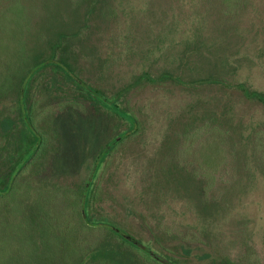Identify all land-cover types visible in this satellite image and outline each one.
<instances>
[{
	"label": "rangeland",
	"instance_id": "obj_1",
	"mask_svg": "<svg viewBox=\"0 0 264 264\" xmlns=\"http://www.w3.org/2000/svg\"><path fill=\"white\" fill-rule=\"evenodd\" d=\"M55 29L92 98L53 64L21 104ZM237 83L264 92V0H0V264H264V104Z\"/></svg>",
	"mask_w": 264,
	"mask_h": 264
},
{
	"label": "trees",
	"instance_id": "obj_2",
	"mask_svg": "<svg viewBox=\"0 0 264 264\" xmlns=\"http://www.w3.org/2000/svg\"><path fill=\"white\" fill-rule=\"evenodd\" d=\"M54 35H53V38L49 40V45L47 46L48 50L46 51V53H37L36 56L30 60V64L29 66L27 67V69H25V73L23 74V76L21 77V82L26 80V78L29 76L28 80L25 81V84L21 86L20 88V92H19V95H20V99H21V104H23V98H24V94H25V91H26V86L28 84V82L31 80V78L37 74L36 71H40L42 70V68L44 67H47V66H53V64H57V69L61 68L64 70V72L66 73V76H67V80L68 81H71L75 87L77 89H79V91L87 98H92V90H88L86 89V87H89L87 86L81 79L79 80H75L74 79V73H73V69L72 67L66 62V60L63 58V57H59L57 55V51L61 48L62 45H64L65 41L67 40V36H66V32L63 31V30H57L55 29L54 30ZM39 65V67H37ZM35 68H37V70H34ZM59 69V70H61ZM144 77V74L141 75L139 78V80L143 79ZM163 77V76H162ZM24 86V87H23ZM234 87H236L238 90H240L242 92V94L249 100H254V101H258L262 104H264V92H261V91H257V90H253V89H250L249 87H247L245 84L243 83H237L234 85ZM90 88V87H89ZM93 92H96L97 93V90L94 89ZM97 95V94H96ZM108 104H110V107H111V112L115 115H117L118 117L122 118V119H127L131 121L132 124L135 123V118L129 114V115H126L124 112H121L119 110V108L117 107V104H115L114 102L112 101H109ZM102 106H106V105H102ZM27 115V116H26ZM26 116V118H25ZM23 117L24 119H28L27 123H29V118H28V113L27 111H25L23 108H22V120H23ZM25 122V125H26V121L24 120ZM3 129L5 130H8L11 126H12V121L11 120H8V119H4L3 122ZM26 128L28 130V132H30L31 136L33 137L34 136V139L38 136V133L36 132L35 128L30 126V128L27 127L26 125ZM33 129V131L31 130ZM126 134V133H125ZM124 134V135H125ZM11 172H12V169L10 170L9 172V176L6 178V182L4 183V188L5 187H8L12 181V175H11ZM88 186V185H87ZM88 191H91V188L89 187ZM88 201V198L86 199H82V206H81V209H82V212L84 214V218L87 222L90 223V220L87 218V214H86V207H87V202ZM107 230V232H109L110 234H112L113 236H116V232L112 229H105ZM136 250V249H135ZM137 253H141L143 254L144 256H147L145 253L146 251H143L142 249L139 250L137 248ZM135 254V253H134ZM136 255V254H135ZM158 255V254H156ZM94 256H99V257H102L103 259H107L109 260L110 262H115V257H116V252L115 250H113V247L111 245L108 246L107 245H104L101 247V249H99L95 254ZM137 256V255H136ZM159 256V255H158ZM161 256V255H160ZM164 257V256H163ZM122 258L123 260H130V257L129 256H126V255H122ZM165 261L166 263L164 264H179L177 261L173 260V259H169V258H166L165 257ZM147 260H151L154 262V260L152 258H150L149 256H147Z\"/></svg>",
	"mask_w": 264,
	"mask_h": 264
},
{
	"label": "water",
	"instance_id": "obj_3",
	"mask_svg": "<svg viewBox=\"0 0 264 264\" xmlns=\"http://www.w3.org/2000/svg\"><path fill=\"white\" fill-rule=\"evenodd\" d=\"M125 237H126L127 239H129V238H130V237H129V236H127V235H126Z\"/></svg>",
	"mask_w": 264,
	"mask_h": 264
}]
</instances>
